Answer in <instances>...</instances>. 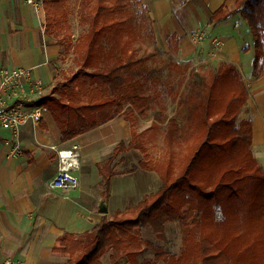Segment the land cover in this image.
<instances>
[{
    "label": "trees",
    "instance_id": "16d2710c",
    "mask_svg": "<svg viewBox=\"0 0 264 264\" xmlns=\"http://www.w3.org/2000/svg\"><path fill=\"white\" fill-rule=\"evenodd\" d=\"M69 1L43 0V8L47 34L61 31L72 41ZM147 14L143 0H80L78 16L83 34L69 46L77 71L65 79L59 98L52 93L39 103L53 113L62 141L122 116L126 102L144 114L159 96L155 83L162 70L144 68L137 56L136 46L145 39V29L152 31V41L156 39ZM235 14L247 22L253 38L252 77L262 78L264 0H237L234 10H218L212 22ZM170 42V55L175 57L179 53L178 35H172ZM250 49L247 45L243 51L248 53ZM203 85L205 103L194 106L188 120L191 126L197 115L193 113L198 111L202 124L183 144L179 155L171 148L164 165L155 169L163 182L161 188L132 212L116 210L82 235L67 233L60 237L53 252L66 258L62 264H104L102 258L108 254L109 264H264V170L252 151L253 121L240 119L249 88L241 71L231 63L202 78L200 87ZM151 88L150 94L147 90ZM170 122L172 131H176L178 124L172 119ZM139 136L133 127L131 143L127 146L121 142L114 155L98 165L105 197L118 174L114 163L126 149L144 154V160L130 172L138 168L154 170L149 151L137 143ZM168 143L173 145L170 137ZM232 211L237 217L228 224ZM251 213H259L260 220L249 221ZM171 223L189 230L191 240L198 232L199 241L180 255L160 251L154 259L140 263L146 249H156L154 242L143 238L142 229L165 239Z\"/></svg>",
    "mask_w": 264,
    "mask_h": 264
},
{
    "label": "crops",
    "instance_id": "0c3cea01",
    "mask_svg": "<svg viewBox=\"0 0 264 264\" xmlns=\"http://www.w3.org/2000/svg\"><path fill=\"white\" fill-rule=\"evenodd\" d=\"M236 2L143 0V5L148 9L146 16L152 22L157 40L165 43L166 50H171V36L178 35L177 56L190 57L195 53L191 44L195 43L188 34L205 32V40L210 38L208 33L212 38L224 40L216 54L220 53L221 57L224 51L228 57L224 64L237 67L243 63V55L248 57L254 51L248 37L251 48L248 53L241 50L243 44L239 45L240 36L235 31L239 30L242 37L241 32L247 31L241 16L235 14L221 22H212L218 10H234ZM45 23L44 9L36 11L27 0H0V69L31 70L27 94L33 106L43 108L41 119L23 124L19 137L11 131L0 130V264H62L66 258L53 252L60 237L67 233L82 235L92 230L104 216L125 210L133 202L138 205L159 187V175L155 170L138 168L130 172L132 166L144 160V154L137 149H126L114 163L118 174L112 179L109 196H104L98 165L108 161L121 142L127 146L131 143L133 128L126 116L123 117L128 106L122 116L74 139L62 141V131L53 113L39 104L43 97L52 93L59 98L62 90L53 91L57 87L54 80L58 72L52 63L60 56V46L53 35L47 34ZM208 43V40L203 43V49L208 48ZM249 74L255 82H251L246 107L253 112L254 108L264 106V76L256 79L252 71ZM251 120L254 124L253 151L257 119L252 117ZM17 146L21 155L13 153ZM63 150L79 154L75 173L80 185L75 190L52 187L60 164L59 152ZM259 154L258 151L254 154L256 159L260 158ZM104 205L107 214L100 212Z\"/></svg>",
    "mask_w": 264,
    "mask_h": 264
},
{
    "label": "rangeland",
    "instance_id": "374dc122",
    "mask_svg": "<svg viewBox=\"0 0 264 264\" xmlns=\"http://www.w3.org/2000/svg\"><path fill=\"white\" fill-rule=\"evenodd\" d=\"M79 2L80 0L69 1V20L72 26L73 40L69 41L61 31H56L52 34L55 38L54 40H57V45L60 46V56L52 63L53 69L58 72V77L54 80V86H57L58 90L62 89L65 79L72 77L77 71V67L74 63V54L72 50L69 49V46H72L83 34V29L79 25ZM241 21L247 31L241 32L243 37L239 30H236L235 32L240 36L239 45L241 46L243 44L241 46V50H243L249 45L247 37L252 45L253 38L247 22L242 17ZM195 33L196 32H192L188 34V36L190 37ZM144 34L145 39L136 46L137 56L142 60L144 68H147L148 70H156L157 68H160L162 70V72L157 75L155 83V86H158L159 96L151 102V107L146 110V113L144 114H142L137 108H132L133 106L131 107L130 103L126 102V104H128V109L123 117H128L127 119L132 128L134 127L135 131L140 134L137 143H140L147 148L150 155L151 166L155 170L164 165L169 158L171 148L174 150V153L179 155L183 144L201 126V113L198 114V111L193 113L197 114L196 121L191 126L188 123L190 117L189 112L191 109L194 106L200 107L206 100L204 85L203 88L200 87L201 79L208 78L210 72L228 61V57L225 55L224 51L221 54V57H219L220 53H217V56L216 53H212L211 50H213L214 47L213 42L218 39L217 41L224 43V40L212 38L209 33L208 36L210 38H207L209 41L207 44L208 48L203 49V43L207 42V40L195 45L190 43L193 46L195 53L189 55L190 57L187 56L183 58H180L179 56L172 57L169 53L170 51L166 50L165 43L159 42L156 35L155 41H152L149 37L150 34H152L150 29H145ZM254 56L255 53L252 50L248 57L243 55V63L237 65L241 70L248 88H250L251 82H255V80H251L249 77V73H251L253 69ZM152 91L153 88L147 90L150 94ZM246 106L243 113L240 115V119H252V117L257 119L255 123L256 136L253 155H256V151L261 153V155L259 154V159H256V156L254 157L264 170V106L254 108L253 112L251 108L247 109ZM170 119L175 120L174 123L178 124L176 125V131H172L173 128L172 125H170L171 122L168 123ZM169 137L171 138L173 145L168 143ZM162 184L163 182L159 175V187L157 191L161 188ZM243 185H245V182H243ZM136 204V202L131 203L126 207L125 211L132 212L137 206ZM229 211L230 207H228V213ZM229 216L230 219L228 224L231 223V218L237 217V214L232 211ZM248 220L254 223V221L260 220V214L257 213V215H254L251 213ZM142 235L144 239L154 242L156 249H146L139 257L140 263L145 260L154 259L156 254L160 251H166L170 256L180 255L185 249L191 246L193 247L200 238L199 233L196 232L193 235V240H191L189 238V230L183 229L178 223L167 225L165 239H158L150 229H142ZM102 261L104 264H109V254L105 255L102 258ZM159 264H165V262Z\"/></svg>",
    "mask_w": 264,
    "mask_h": 264
},
{
    "label": "built area",
    "instance_id": "2783aa9c",
    "mask_svg": "<svg viewBox=\"0 0 264 264\" xmlns=\"http://www.w3.org/2000/svg\"><path fill=\"white\" fill-rule=\"evenodd\" d=\"M27 2L38 12L44 9L43 0H27ZM205 38V32H196L191 36V41L198 44ZM213 46V53H216L220 51L222 44L215 41ZM31 78V70L25 68L0 69V130L11 131L16 138L19 137L23 124L41 119L43 108L32 105L26 90ZM13 153L21 155L22 151L17 146L13 149ZM59 160L60 164L52 181V187L64 191L75 190L80 185L79 177L75 173L79 166L78 152L60 151Z\"/></svg>",
    "mask_w": 264,
    "mask_h": 264
},
{
    "label": "water",
    "instance_id": "95a60500",
    "mask_svg": "<svg viewBox=\"0 0 264 264\" xmlns=\"http://www.w3.org/2000/svg\"><path fill=\"white\" fill-rule=\"evenodd\" d=\"M105 207L102 208V210L100 211L101 213H105L107 214L108 213V209L106 208V205H104Z\"/></svg>",
    "mask_w": 264,
    "mask_h": 264
}]
</instances>
